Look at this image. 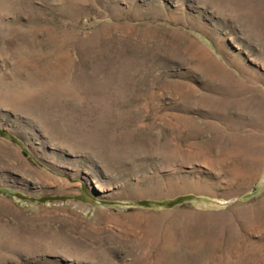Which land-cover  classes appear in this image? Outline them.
<instances>
[{
  "label": "rangeland",
  "instance_id": "obj_1",
  "mask_svg": "<svg viewBox=\"0 0 264 264\" xmlns=\"http://www.w3.org/2000/svg\"><path fill=\"white\" fill-rule=\"evenodd\" d=\"M0 264H264V0H0Z\"/></svg>",
  "mask_w": 264,
  "mask_h": 264
},
{
  "label": "trees",
  "instance_id": "obj_2",
  "mask_svg": "<svg viewBox=\"0 0 264 264\" xmlns=\"http://www.w3.org/2000/svg\"><path fill=\"white\" fill-rule=\"evenodd\" d=\"M180 200H182V198H178L177 200L172 201V203H170V204H174V203H176V202H178V201H180Z\"/></svg>",
  "mask_w": 264,
  "mask_h": 264
}]
</instances>
